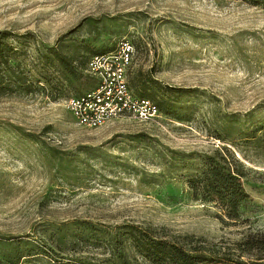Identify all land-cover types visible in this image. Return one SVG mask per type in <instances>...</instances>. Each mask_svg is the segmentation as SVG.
Listing matches in <instances>:
<instances>
[{
	"label": "rangeland",
	"instance_id": "374dc122",
	"mask_svg": "<svg viewBox=\"0 0 264 264\" xmlns=\"http://www.w3.org/2000/svg\"><path fill=\"white\" fill-rule=\"evenodd\" d=\"M0 29L37 85L0 93V264H99L129 222L192 235L209 264L264 255L235 245L264 234L263 2L0 0ZM122 39L128 85L161 116L77 124L64 99L93 85L87 57ZM206 154L241 173L235 218L188 190Z\"/></svg>",
	"mask_w": 264,
	"mask_h": 264
},
{
	"label": "trees",
	"instance_id": "16d2710c",
	"mask_svg": "<svg viewBox=\"0 0 264 264\" xmlns=\"http://www.w3.org/2000/svg\"><path fill=\"white\" fill-rule=\"evenodd\" d=\"M242 1L252 4L264 3V0ZM11 33V30L0 29V93H27L37 88L36 78L28 75L14 59L16 47L6 40ZM48 50L64 63L65 59L58 54L56 49L49 47ZM46 59L49 57L46 56ZM149 82L153 84L155 81L150 79ZM133 92L140 96L150 97L143 91L133 90ZM186 184L193 197L216 201L221 212L229 218L237 216L238 203L248 196L243 187L239 169L231 165L223 155L219 157L212 154L204 155L201 165L186 179ZM192 240L193 237L189 234H167L163 226L125 223L123 228L114 230L109 235L112 252L99 264H209L219 260L204 246L195 244ZM235 245L245 252L253 248L259 251L264 250V234L257 238L237 242ZM126 247H132L138 254L137 257H133V261L128 259ZM30 253L35 252L27 250L25 253L17 254L16 258ZM255 254H258L254 256L257 259L255 261L238 258L234 260V264H259L258 259L263 258L264 255L257 252ZM57 263L69 264L67 262Z\"/></svg>",
	"mask_w": 264,
	"mask_h": 264
},
{
	"label": "built area",
	"instance_id": "2783aa9c",
	"mask_svg": "<svg viewBox=\"0 0 264 264\" xmlns=\"http://www.w3.org/2000/svg\"><path fill=\"white\" fill-rule=\"evenodd\" d=\"M132 54L131 42L122 39L115 46L89 56L85 72L94 79L93 85L64 99L77 124L96 127L122 115L137 121L161 116L154 100L135 94L128 85L126 70Z\"/></svg>",
	"mask_w": 264,
	"mask_h": 264
}]
</instances>
